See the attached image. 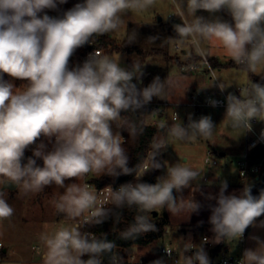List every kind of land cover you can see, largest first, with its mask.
<instances>
[{
	"label": "clouds",
	"instance_id": "1",
	"mask_svg": "<svg viewBox=\"0 0 264 264\" xmlns=\"http://www.w3.org/2000/svg\"><path fill=\"white\" fill-rule=\"evenodd\" d=\"M157 0H81L57 16L45 10H58L67 0H0V185L22 188L25 194L38 193L46 186L56 185L64 192L54 202L58 214L74 221L40 235L44 245L43 264H120L123 258L114 253L116 243L107 233L97 237L86 231L89 226L119 218L122 210L135 207L133 222L120 233V239L136 240L140 236L158 231L150 219L153 211L167 210L171 215L198 212L201 205L186 199L181 193L190 188L199 191L201 170L186 162L169 164L158 159L172 141L196 142L209 140L216 126L210 116H201L184 125L161 121L158 128L162 136L154 137L143 162L129 167V156L123 147L124 138L114 132L112 124L121 128L124 113H137L153 97L163 99L176 81L155 77L143 88L133 79L140 80L143 66L133 63L130 68L95 50L82 64L69 67L70 57L76 49L90 44L95 37L117 31L129 12L143 13L155 6ZM182 23L174 24L175 37L167 40L178 48L191 46L207 63L203 42L218 41L231 60L243 70L256 73L264 65V0H171ZM198 10L209 17L196 15ZM224 11L230 19L215 15ZM187 16H191L189 21ZM136 32L128 34L126 42L136 40ZM158 37H149L154 43ZM190 55V54H189ZM195 64L188 68L195 70ZM9 77L26 81L24 90H18ZM261 75V74H258ZM264 80V75H261ZM223 92L227 87L218 85ZM216 107L215 99L207 101ZM224 120L233 129L251 131L253 119L264 121V85L253 83L240 89L239 97L228 93ZM177 119L178 116H177ZM180 120V119H179ZM130 136L143 133L135 123L125 121ZM43 136L52 144L50 150L41 141ZM54 138V140H53ZM260 139L264 140V131ZM32 156L25 160V150ZM42 161V166L37 164ZM165 169L156 183L142 182L141 178L153 170ZM135 176L134 182L121 185L117 190L108 187L104 199L88 183H69L66 180L82 178L88 174ZM193 182L195 186H193ZM226 181H222L210 206L209 223L214 233L213 242L243 237L249 226L264 228V189L258 196L252 194V185H244L239 195H226ZM111 204L112 207H107ZM14 209L0 191V221L9 219ZM171 232V229H169ZM255 249L243 252L244 264H264V240L252 236ZM176 250L165 248L171 258L175 251V264H210L203 244L196 245L189 238L180 239ZM205 238L203 243H207ZM191 253V254H189ZM87 257L84 259L83 257ZM153 264H165L163 259Z\"/></svg>",
	"mask_w": 264,
	"mask_h": 264
},
{
	"label": "rangeland",
	"instance_id": "2",
	"mask_svg": "<svg viewBox=\"0 0 264 264\" xmlns=\"http://www.w3.org/2000/svg\"><path fill=\"white\" fill-rule=\"evenodd\" d=\"M174 12L175 9L171 0H157L155 6L146 12L127 13L123 16L124 23L120 28L110 33L111 38L122 46L126 42L128 34L135 31L137 34L136 40L131 45L141 49L142 52L106 53L103 49L102 55L117 60L120 62L121 67L130 68L133 63L142 65L143 76L139 81L133 79V83H136L138 88L147 87L157 76L160 77L161 81L166 80L167 77L176 81V85L167 91L163 99L153 97L148 104L157 105L159 110L154 114H145L147 123L158 127L161 121H166L169 124L181 121L184 125H187L189 116L193 120H198L201 116L211 117L216 126L211 139H198L196 142L172 141L161 154V161L175 164L186 162L187 158L188 164L200 169L203 175L199 180V191L193 193L190 188H185L181 193H176L175 190L173 192L174 195H182L186 199L194 197L201 205L199 211L190 215L187 212L171 215L173 221L170 222L168 227L170 226L173 232L175 229L187 228L195 232L202 229L207 230L214 236L211 231L212 225L198 223L185 228L176 227L173 222L188 224L187 222L191 220L203 219L209 221L210 206L216 204V200L209 199V197L217 195L222 181H226L228 184L226 195L232 193L239 195L244 185H253L257 179L256 176H252V173L244 178L241 177L236 164V156L243 153L248 140L246 129H233L228 125L227 121L224 120L226 107H212L205 104L195 106L191 94H197V100L201 103H204L210 94L225 99L228 93L239 97V87H246L250 80L253 83L255 82L251 77V72L245 71L236 65L218 41L202 43L201 46L207 52V63L195 53L194 48L191 46L178 48L174 43H170L167 38L176 35L173 25L182 23L178 16L172 15ZM196 15L208 18L210 14L204 10H198ZM215 15L223 17L221 12ZM186 19L191 21L192 17L187 16ZM153 36L158 37V39L153 44L147 42L148 38ZM185 50L189 53H185ZM192 63H197L198 68L194 71L186 70V67ZM254 74L259 77L264 75V65L258 66L257 72ZM9 80L18 87V90L22 91L26 87V81L11 77H9ZM219 83L227 87L223 92L218 87ZM175 101L179 103L176 109L174 108ZM166 103H170V106L165 107ZM175 111L180 120L174 116ZM118 123L121 127V121ZM112 128L114 132L119 131L122 135L121 128L118 129L114 123ZM162 135L163 133L159 130L156 138ZM41 141L47 145L48 150L51 149L52 144L46 138L41 136L36 143L39 144ZM35 146H30L26 151L32 152ZM209 151L219 154V166L211 168L207 165L205 157ZM221 152H225V154L221 155ZM165 171V169H159L160 176L164 175ZM259 174L263 177L264 170ZM88 176L98 177L100 175L90 173ZM206 176L209 178L208 180H204ZM213 176L217 177L216 180L212 178ZM85 177L78 180L76 178L66 180L65 184L75 182L82 184ZM195 183L193 182V186H195ZM0 191H3V198L14 209V213L9 219L0 221V243L3 245L0 248V264H43L42 255L45 248L39 239L40 235L74 223L63 214H58L54 206V202L63 194L64 189L53 184L46 186L41 192L25 194L22 188L4 190L3 186L0 185ZM164 211L169 215L166 209L157 210L156 212L162 216ZM261 220H264V215L257 218L256 224L258 225ZM202 234L201 232L200 237ZM252 236H258L261 240H264V228L252 226L246 235L244 244L240 242L239 237L224 241L223 251L228 255L237 256L239 254L243 256L246 249L257 247L256 242L251 239ZM177 240H180V238ZM163 241L175 243L174 235L168 234L166 231L162 239H156L143 247L133 246L132 248L139 249L147 257L153 258L157 255L159 246ZM227 249L228 251H226Z\"/></svg>",
	"mask_w": 264,
	"mask_h": 264
},
{
	"label": "trees",
	"instance_id": "3",
	"mask_svg": "<svg viewBox=\"0 0 264 264\" xmlns=\"http://www.w3.org/2000/svg\"><path fill=\"white\" fill-rule=\"evenodd\" d=\"M81 2V0H67V3L58 6V10H45L48 15L50 16H57L62 14L63 11L73 7L76 3ZM221 14L225 19H230L224 11H221ZM94 49H104L106 53L111 52H142L141 49L133 46L129 43H124L122 46L118 45L112 38L110 34H106L104 36L95 37L90 41V44H86L74 52V54L70 57L69 60V67H73L77 64H82L89 54ZM251 77L255 83H261L264 85V80H261V77L251 73ZM4 79L9 80V76L4 74ZM159 110L157 105H146L143 109L139 110L137 113L129 112L124 113L122 112V120H121V132L122 137L125 140L123 147L129 156V167H134L137 163L143 162L146 158L148 151L150 150V145L153 141V138L156 137V134L159 132V128L156 125L149 124L145 120V114H154ZM125 121H129L135 123L138 128H143V133L138 134L135 137L130 136L127 129V124ZM32 156V152L25 150V160L26 162L27 157ZM162 156V155H161ZM161 156L158 158L161 160ZM253 160L259 161L258 157H253ZM37 164L42 166V161L37 159ZM160 176L159 170H153L147 173L145 176L141 178L142 182L154 184L156 183V178ZM93 180L101 185H114V186H121L123 184L134 182L135 176L132 175H120L119 177H111L108 175H101L98 177H94ZM264 189V175L260 177L252 185V194L254 196H258L260 191ZM174 192V190H173ZM108 207H112L109 205ZM137 214L135 207L129 209L125 207L122 210V214L119 218L109 219L104 222L102 225L98 226H89L85 230L94 233L97 237H102L103 234L107 233L108 239L112 240L116 243L117 247L113 250L114 253L121 254L126 249L138 246L143 247L150 243H152L156 239H162L167 231L168 225H170V218L166 211H164L163 215L160 216L157 212L153 211L150 215V219L153 223L156 224L158 231L155 232H148L142 236H140L136 240H122L120 239V233L125 230L134 219V216ZM252 226H249L245 231L248 233L251 230ZM202 230V229H201ZM199 230V231H201ZM222 244V243H221ZM220 244H218L214 250V252L218 251L220 248ZM86 259L87 257H83ZM105 262H109L108 256L105 255L103 257Z\"/></svg>",
	"mask_w": 264,
	"mask_h": 264
},
{
	"label": "built area",
	"instance_id": "4",
	"mask_svg": "<svg viewBox=\"0 0 264 264\" xmlns=\"http://www.w3.org/2000/svg\"><path fill=\"white\" fill-rule=\"evenodd\" d=\"M95 50L103 54L102 49H94L91 53H93ZM192 64L196 65L195 70L199 66L197 63H192ZM209 67L212 70L211 66ZM186 70H191V69H189L187 66ZM191 71H194V70H191ZM242 88L244 87L243 86L239 87V91ZM191 97L193 99V104L195 106H199L200 104H205L207 106H210L209 103H207L209 99H215L220 102L218 106L216 107H226L227 106L226 99L223 97H215L210 94L208 95L204 103L203 102L201 103L197 100L198 99L197 94H192ZM168 106H170V103L165 104V107H168ZM177 106H179V104H174L175 109L177 108ZM174 116L177 117L176 111L174 113ZM250 123L252 124V129L251 131L246 130L248 134V140L246 143L245 151L239 154L238 156H236V159H237L236 164H237V167L239 168L240 176L243 178L246 177L250 173H252V176H261L259 173H262V171L264 170V140L260 139L261 132L264 131V121H257L253 119L252 121H250ZM218 156H219L218 153H213L212 151H209L205 157V162L211 168L214 166H219L220 163H219ZM253 157H258L259 161L253 160ZM93 178L94 177H89L88 175H86L82 184L88 183L90 188L95 189L97 191L98 197L100 199H104L105 197H107L109 186L113 190H117L120 187V186H114V185L101 186L97 184L93 180ZM208 179L209 178L207 176L204 177V180H208ZM109 205L111 204H108L107 207ZM246 235H247V232L245 231L243 237L239 238L240 242L243 244L245 243ZM205 238H207V241H208L207 243H203ZM191 242L196 245L203 244L205 251L212 259L210 260V264H244L243 257L228 255L226 254V252L223 251L222 247H220L218 251L219 252L223 251V253L221 254L219 253V255L215 257L214 250L219 243L217 244L214 243L212 237L209 234L203 233L200 237L199 242H196V241H191ZM2 247L3 245L2 243H0V248ZM165 248H171L173 250H176L178 246H175L172 242L163 241L159 246L157 255L154 256L153 258L147 257L145 254L140 252L139 249L130 247L126 249L125 251H123L121 254H119L123 258L120 264H153V261L157 259H163L165 261V264H175V260L177 259V255L175 251L173 252L172 257L170 258L165 252ZM104 264H109V262L104 261Z\"/></svg>",
	"mask_w": 264,
	"mask_h": 264
},
{
	"label": "crops",
	"instance_id": "5",
	"mask_svg": "<svg viewBox=\"0 0 264 264\" xmlns=\"http://www.w3.org/2000/svg\"><path fill=\"white\" fill-rule=\"evenodd\" d=\"M185 53H189L187 50H185L184 51ZM193 94V93H192ZM191 94V95H192ZM175 104H179L178 103V101H175ZM245 148H246V145L244 146V149H243V152L245 151ZM221 155H224L225 154V152H221L220 153ZM260 177L261 176H256V179L257 180H259L260 179ZM212 178H214V179H216L217 177H215V176H213ZM250 178V177H249ZM215 181V180H214ZM169 218H170V222L171 221H173V218H172V216H171V214L169 213ZM174 224H175V226L176 227H188L189 225H196V224H198V223H200V224H209V225H211L210 223H209V221H206V220H203V219H198V220H191L190 222H187L188 224H181V223H179V222H173ZM169 229H171V227L169 226L168 228H167V232H168V234H173L174 235V239H175V243H173L175 246H179L180 244H181V240H177L178 238H183V240H185V241H187L189 238L191 239V241H196V242H199L200 241V233L202 232V233H205V234H208L209 232H207V230H201V231H197V232H195L194 230H188L187 228L186 229H175L174 230V232H173V230H171V232H169ZM209 235L211 236V237H214V236H212V233H209ZM222 243V244H221ZM220 244V246L222 247V245L224 244V241H222V242H220L219 243ZM227 251H228V249H227ZM219 251H216L215 252V257L217 256V255H219ZM209 256V255H208ZM237 256H240V257H243V256H241V255H237ZM209 259L210 260H212L211 258H210V256H209Z\"/></svg>",
	"mask_w": 264,
	"mask_h": 264
},
{
	"label": "water",
	"instance_id": "6",
	"mask_svg": "<svg viewBox=\"0 0 264 264\" xmlns=\"http://www.w3.org/2000/svg\"><path fill=\"white\" fill-rule=\"evenodd\" d=\"M160 20H161V18H159ZM18 187L17 186H15V185H11V184H8V185H5V186H3V189L5 190V189H11V190H15V189H17Z\"/></svg>",
	"mask_w": 264,
	"mask_h": 264
}]
</instances>
